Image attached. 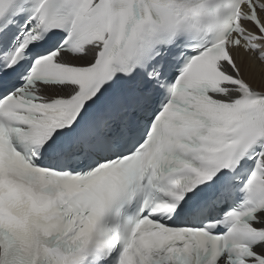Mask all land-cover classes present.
<instances>
[{
    "label": "snow or ice",
    "instance_id": "obj_1",
    "mask_svg": "<svg viewBox=\"0 0 264 264\" xmlns=\"http://www.w3.org/2000/svg\"><path fill=\"white\" fill-rule=\"evenodd\" d=\"M0 264H264V0H0Z\"/></svg>",
    "mask_w": 264,
    "mask_h": 264
}]
</instances>
